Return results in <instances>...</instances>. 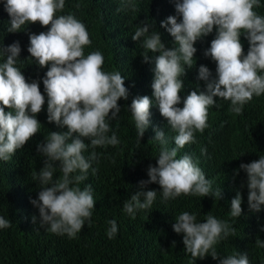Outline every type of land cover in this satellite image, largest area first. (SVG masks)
Returning a JSON list of instances; mask_svg holds the SVG:
<instances>
[{
  "label": "clouds",
  "instance_id": "obj_1",
  "mask_svg": "<svg viewBox=\"0 0 264 264\" xmlns=\"http://www.w3.org/2000/svg\"><path fill=\"white\" fill-rule=\"evenodd\" d=\"M64 3L65 0H5L4 10L10 17L8 32H19L26 23L50 26L47 32L29 36L27 51L41 68L51 65L42 81L47 96V120L67 131L50 132L46 142L37 144L36 150L47 159L35 178L42 185L51 182V186L43 187L31 203L38 209L41 226L47 225L52 233L72 238L90 220L95 205L91 186L81 189L78 185L86 179L96 153L91 152L87 158L83 153L89 147L119 143L115 133L106 135L110 131L108 120L118 115L117 102L127 100L129 93L119 72L102 70L104 57L100 52L84 55L83 47L91 43L88 31L71 14L56 16ZM254 6H260L259 0H176V15L167 17L160 25L178 45L173 49L165 47L159 33L149 32L150 24L146 22L135 31L133 41L144 37L143 47L159 53L154 58L153 97L160 115L177 132L176 147H161L156 166L149 165L147 170L148 180L139 182L141 189L156 183L165 200L181 194L206 197L211 193L221 198V189L212 190V182L192 158H177V152L194 142V131L203 132L207 127L208 108L215 105L214 98L230 101L231 111L239 114L254 95L264 94V75L258 74L264 72V17L253 11ZM177 17L181 18L179 22ZM214 26L216 37L204 55L215 61L216 78L210 79L208 68L200 66L197 78L206 82L205 90L190 92L183 107H176L181 102V77L194 64L193 45L210 34ZM242 31L249 43L246 56L239 39ZM20 51L19 42L0 48V55L7 53L5 62L0 64V161H8L42 127L36 116L45 104V96L37 81L26 82L14 66ZM143 62H150L147 52ZM152 104L153 100L143 96L134 98L129 107L139 138L149 126ZM5 108L10 111L6 113ZM154 131V139L165 144V133ZM85 139L90 143L86 144ZM56 162L62 176L53 181ZM240 169L247 173L249 210L259 212L264 206V156L241 164ZM77 172L80 174L72 175ZM156 195L153 190L137 191L124 203V211L131 215L137 209H148ZM241 204L237 192L230 203L232 217L241 216ZM32 220L35 223L37 218ZM109 223L107 234L112 238L117 225L115 220ZM8 227L10 221L0 217V229ZM172 228L177 234L183 233L184 249L191 257L203 259L210 253L214 260L218 258L214 245L235 232L211 215L205 222L197 223L196 216L188 212L179 215ZM257 243L264 247V242ZM220 264H249V260L246 254H237L220 259Z\"/></svg>",
  "mask_w": 264,
  "mask_h": 264
},
{
  "label": "trees",
  "instance_id": "obj_2",
  "mask_svg": "<svg viewBox=\"0 0 264 264\" xmlns=\"http://www.w3.org/2000/svg\"><path fill=\"white\" fill-rule=\"evenodd\" d=\"M4 3L0 0V48L19 42L21 51L14 66L26 82L39 83L45 104L36 116L40 130L8 161H0V217L10 221V227L0 229V264H220V259L237 254H246L249 264H264V247L257 243L264 242V206L259 212L249 210L247 173L240 169L241 164L264 156V94L254 95L239 114L231 111L230 101L214 98L215 105L208 108L207 127L203 132L194 131V142L178 149L177 158L189 155L212 182V190L221 189V198L211 193L206 197L181 194L165 200L158 184L139 187L140 181L148 180L149 165L156 166L161 147H176L177 132L160 115L153 97L154 58L159 53L143 47L144 37L133 41L132 36L146 22L150 24L149 32L160 34L166 48L178 47L166 29L160 27L167 17L176 15V0H65L63 9L56 12V16L71 14L85 25L91 43L83 47L84 55L100 52L104 57L102 70L119 72L129 95L127 100H118L120 112L108 120L110 131L106 135L115 133L119 143L89 147L83 153L86 158L91 152L96 153L86 179L78 185L81 189L88 185L92 188L95 205L90 220L72 238L52 233L47 225L41 226L38 209L31 201L51 182L42 185L35 178L47 159L36 146L46 142L50 132L63 133L67 129L47 120V96L42 81L51 65L41 68L27 49L29 36L47 32L50 26L26 23L19 32H8L10 17ZM259 4L253 11L264 17V0H259ZM180 19L177 17L178 22ZM215 37L214 26L210 34L194 43V64L181 77V102L176 107H183L190 92L205 90L206 82L197 78L200 66L208 68L210 79L216 78L215 61L204 55ZM239 39L246 56L249 43L243 31ZM146 52L148 63L143 62ZM6 58L7 53L0 55V64ZM143 96H148L153 104L149 126L139 138L129 107L134 98ZM154 129L165 133V144L154 139ZM84 142L90 143L88 139ZM55 169L53 181L62 176L59 162ZM141 190L157 192L153 204L131 215L126 213L124 203ZM237 192L242 198V213L232 217L230 203ZM184 212L195 215L197 223L205 222L211 215L235 229L227 237L222 234L223 238L214 245L217 259H212L210 253L203 259L193 258L185 251L183 233L177 234L172 228ZM112 220L117 233L109 238Z\"/></svg>",
  "mask_w": 264,
  "mask_h": 264
}]
</instances>
